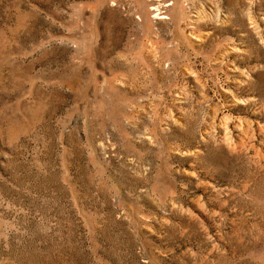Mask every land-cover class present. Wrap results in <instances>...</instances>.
Returning <instances> with one entry per match:
<instances>
[{"label": "rangeland", "instance_id": "374dc122", "mask_svg": "<svg viewBox=\"0 0 264 264\" xmlns=\"http://www.w3.org/2000/svg\"><path fill=\"white\" fill-rule=\"evenodd\" d=\"M0 264H264V0H0Z\"/></svg>", "mask_w": 264, "mask_h": 264}]
</instances>
